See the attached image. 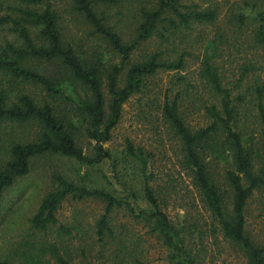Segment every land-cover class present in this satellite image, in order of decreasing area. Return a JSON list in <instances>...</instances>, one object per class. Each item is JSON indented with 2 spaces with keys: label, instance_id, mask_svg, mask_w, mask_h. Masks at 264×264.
<instances>
[{
  "label": "trees",
  "instance_id": "obj_1",
  "mask_svg": "<svg viewBox=\"0 0 264 264\" xmlns=\"http://www.w3.org/2000/svg\"><path fill=\"white\" fill-rule=\"evenodd\" d=\"M16 1L0 0V28L8 26L18 42L5 40L0 46V77L38 86L43 96L21 92L9 98L0 84V208L7 189L44 156L70 158L81 166L109 161L117 187L94 186L84 182V176L74 180L53 172L51 189L39 199L24 235L6 250L0 264H76L63 236L78 230L80 223L56 225V211L68 197H93L102 203L92 229L102 244H116L112 256L128 241L122 234L125 229H117L112 217L121 211L161 241L170 264H201L203 250L198 246L194 250L200 243L194 246V242L204 230L197 220L174 222L166 216L165 192L151 170V153L129 139H124L117 156L104 147L129 97L141 92L157 70H183L193 47L201 49L195 56V74L208 93L202 103L206 122L195 128L186 124L185 94L180 89L171 97L165 94L160 106L163 124L179 142L181 168L207 213L209 235L218 232L236 246L246 264H264V242L247 230L246 220L250 197L255 191L264 192V3L236 1L220 21L218 3L212 0L203 7L183 0H68L72 13L91 28L93 38L83 47L90 37L79 39L65 32L55 0ZM105 7L117 14L134 12L128 41L110 24ZM200 25L215 26V32L192 37ZM227 30L238 52H252L238 66L240 76L233 84L224 83V63L219 62L220 45L229 42ZM151 38L153 49L131 61L135 47ZM32 61L51 64L53 71L40 73ZM174 78L189 87L185 77ZM175 80L174 85L180 83ZM252 116L263 136L258 142L245 135ZM84 138L92 145L83 151ZM129 163L131 180H125ZM55 225L57 235L48 239Z\"/></svg>",
  "mask_w": 264,
  "mask_h": 264
},
{
  "label": "rangeland",
  "instance_id": "obj_2",
  "mask_svg": "<svg viewBox=\"0 0 264 264\" xmlns=\"http://www.w3.org/2000/svg\"><path fill=\"white\" fill-rule=\"evenodd\" d=\"M239 0H212L218 3L219 20L223 21V16L229 9V6ZM16 2L20 3L19 0ZM184 3H197L202 7L208 5V0H183ZM59 14L64 19L63 26L66 33H70L79 39H86L89 42L93 36L90 34V26L79 16L72 13L70 2L68 0H55ZM260 6L264 0H259ZM262 4V5H261ZM106 14L111 17L112 24L124 41L131 37L134 27V12L117 14L116 9L105 7ZM215 26L200 25L191 32V36L206 35L212 36L215 32ZM226 37L229 42L220 45V61L224 63L223 74H225L224 83H235L239 76L238 66L243 58L251 57L250 49L238 52L240 49L234 44L232 33L227 30ZM248 31V29H247ZM200 33V34H198ZM15 33L8 26L0 28V46L5 40L17 44ZM153 41L139 44L131 54V61L140 59L145 53L153 49ZM178 50V49H176ZM201 49L190 48L192 56L185 57V67L178 73L174 70H157L155 74L150 75L146 80V85L139 93H135L123 104L120 120L114 126L111 132L110 140L104 144L110 152L117 156L122 148L124 139H129L135 145L143 147L152 155L151 170L156 177V183L165 192L164 204L162 210L174 222L186 220L188 222L198 221L200 228L203 229L196 243L194 250L202 247L203 259L201 264H246L243 253L234 245L225 240L220 234L209 235V219L207 213L200 206L198 195L193 188L190 178L181 168L180 160L182 158L178 140L170 133L163 124L160 106L163 103L165 94L170 97L177 90H184L185 96L183 105L186 106V124L191 127L202 126L206 119L203 116L202 103L208 97L207 91L199 82L195 69L198 66V56ZM179 52V51H178ZM197 54V55H196ZM112 56L109 55V58ZM117 61L116 57H112ZM114 61V62H115ZM37 71L43 74H50L53 71L51 64H43L37 61L31 62ZM249 78L253 74L248 72ZM186 78L185 83L175 80V76ZM264 80V74H261ZM0 84L6 88L9 98H14L21 92L31 94L32 96H43L38 86L31 84H21L10 80L2 75ZM175 82H180L174 85ZM181 86V87H179ZM192 86V87H190ZM244 82L241 83L242 91ZM255 113L250 110V115ZM252 116L247 121V131L245 135L248 139L258 142L262 138L261 129ZM30 130H33L30 129ZM34 132V130H33ZM35 134V133H34ZM92 141L81 140L82 150L89 149ZM221 164L217 171L221 173ZM124 179L131 180L132 164L129 163L124 168ZM53 172H60L68 177L77 180L84 176V182L93 183L94 186H116L113 178L110 162H103L99 165L81 166L75 160L60 156H44L37 158L35 165L29 174L23 178L17 179L15 184L7 189L1 200L0 208V258L11 246L20 239L27 228V218L34 212L38 201L51 189L50 176ZM117 187V186H116ZM102 203L93 197H86L84 200H74L71 197L64 199L56 211L57 224H71L79 222L78 230L73 229L70 235L63 236L66 248L74 256L76 264H170L167 259V249L163 246L154 234L149 233L148 228L141 222L130 219L121 211L113 213L117 229L124 228L122 234L128 238L125 246L121 247L117 256H112L116 251V244H102L99 242L92 229V224L98 215L102 212ZM247 230L255 236L257 240L264 242V192H254L248 201L246 208ZM51 228L47 233V238L52 239L57 234L55 228ZM208 228V229H207ZM207 229V230H206ZM206 230V231H205ZM131 240V241H130ZM130 241V242H129ZM200 245V246H199ZM193 246V247H194ZM82 251H84L82 255Z\"/></svg>",
  "mask_w": 264,
  "mask_h": 264
}]
</instances>
